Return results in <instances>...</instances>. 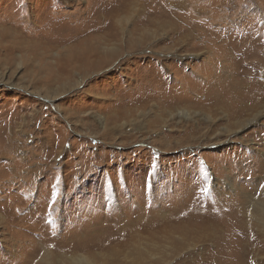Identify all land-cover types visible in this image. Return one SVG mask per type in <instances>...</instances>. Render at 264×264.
I'll return each instance as SVG.
<instances>
[{"label": "rangeland", "instance_id": "obj_1", "mask_svg": "<svg viewBox=\"0 0 264 264\" xmlns=\"http://www.w3.org/2000/svg\"><path fill=\"white\" fill-rule=\"evenodd\" d=\"M258 50L264 0H0V264H264Z\"/></svg>", "mask_w": 264, "mask_h": 264}, {"label": "bare ground", "instance_id": "obj_2", "mask_svg": "<svg viewBox=\"0 0 264 264\" xmlns=\"http://www.w3.org/2000/svg\"><path fill=\"white\" fill-rule=\"evenodd\" d=\"M137 3V2H136ZM140 3V1H138V4ZM138 4H133V3H130V5L128 7H126L125 11H127V14L125 16H129V15H132L130 14L131 11H135V9L137 8H141V6H139ZM136 9V11H138ZM122 11V10H121ZM115 12V10H114ZM112 13L113 16L112 17H119L121 15V13H124V12H121L120 14H118L119 11L115 12V13ZM136 13V12H135ZM138 14V13H137ZM141 14V13H140ZM126 19V18H125ZM124 19V20H125ZM118 19H116L117 21ZM123 20V19H122ZM127 21H129V18L126 19ZM213 20V19H211ZM216 20V19H215ZM214 20V21H215ZM227 20V19H226ZM207 22V21H206ZM210 21H208L205 25H207ZM123 23V22H122ZM205 23V22H204ZM215 23V22H214ZM193 24V23H192ZM213 24V23H212ZM211 24H209L208 26H210ZM206 26V27H208ZM213 31V30H212ZM217 31V30H216ZM215 32V31H214ZM218 32V31H217ZM210 33V32H209ZM83 36V35H82ZM213 37V36H212ZM211 37V38H212ZM216 38V37H215ZM72 39V38H71ZM213 39V38H212ZM211 39V40H212ZM47 40V39H46ZM206 41V40H205ZM214 42V40H212ZM63 42V41H62ZM227 42V41H226ZM203 44V43H202ZM232 44V43H231ZM234 44V43H233ZM58 45V44H57ZM209 45V44H207ZM211 45V44H210ZM209 45V46H210ZM213 45V44H212ZM217 45V44H215ZM221 45V44H220ZM219 45V46H220ZM54 47V46H53ZM221 47V46H220ZM222 47H224L222 45ZM235 47V45H234ZM217 48V47H216ZM215 48V49H216ZM100 49V48H99ZM213 49V48H212ZM216 50H219V49H216ZM247 50V49H246ZM221 51V50H220ZM226 51V50H224ZM260 52V55L263 56L264 58V51L262 50H258ZM96 52V51H94ZM212 52V51H211ZM227 52V51H226ZM76 53V52H75ZM217 53V51H216ZM221 53V52H219ZM218 53V54H219ZM217 54V55H218ZM214 57V56H213ZM209 58V57H208ZM215 58V57H214ZM213 58V59H214ZM218 58V57H217ZM223 58H226V57H223ZM232 59H235V58H232ZM230 59V60H232ZM216 60V59H215ZM219 60V59H218ZM79 62V61H78ZM213 62V61H212ZM222 62V61H221ZM233 62V61H232ZM264 63V61H263ZM217 64V63H216ZM215 64V65H216ZM239 64V63H238ZM262 63H258V65H260ZM232 63L229 65L231 66ZM236 65V64H235ZM256 65V66H258ZM211 66V65H210ZM222 69V68H221ZM234 69V68H232ZM244 70V69H243ZM232 71V70H231ZM234 71V70H233ZM232 71V72H233ZM245 71V70H244ZM89 72V71H88ZM237 72V71H236ZM242 72V71H241ZM235 73V72H234ZM244 73V72H243ZM228 74V73H227ZM261 74L263 76L261 77H264V68H262L261 70ZM231 76V75H230ZM236 77V75H235ZM246 78V77H245ZM229 79V78H228ZM231 79V78H230ZM47 80V79H46ZM80 82V81H79ZM233 82V81H232ZM251 82V81H249ZM252 82L255 83V85H251V84H245V85H235L236 86H239L237 87L238 89H235L232 87V89H230V94L228 93V96L229 97H232L233 98V103L230 105V104H226L225 106V109L227 110V113L229 115H231V118H232V122H231V126H234V128L237 129V131L241 130V128H244L245 125L251 123L254 119V121L258 120V118L264 114V82H260L258 80H252ZM77 83V82H76ZM239 83V82H238ZM232 91V92H231ZM216 98V97H215ZM228 101V100H227ZM229 103V102H228ZM226 113V114H227ZM234 128H230V130H234ZM240 128V129H239ZM208 133V132H207ZM205 135V134H204ZM208 136V135H206ZM205 136V137H206ZM230 178V177H229ZM217 197L221 198L220 200L218 199V203H223L224 200H227V201H224V203L226 202H229V199L226 198L225 196V192L223 191H219L217 193ZM225 197V198H224ZM232 200V199H231ZM230 200V201H231ZM254 202H253V208L256 210L255 212L257 213V215L255 216L254 220L255 222L261 226V227H264V196L263 197H256V199H254ZM231 203L233 204V201H231ZM227 204H230V203H227ZM226 205V204H225ZM233 206V205H232ZM231 206V207H232ZM235 209V208H234ZM222 213V212H221ZM230 214V213H229ZM234 225V224H233ZM260 243V241L258 242ZM264 243V242H263ZM233 251V250H232ZM255 251V250H254ZM256 257L260 256V252L256 253ZM264 255V253H263ZM215 256V255H214ZM216 256L218 257V255L216 254ZM213 258V256H212ZM215 259V258H214ZM218 260V259H217ZM214 261V260H213ZM212 261V262H213ZM77 264H83V263H80V261H78Z\"/></svg>", "mask_w": 264, "mask_h": 264}]
</instances>
